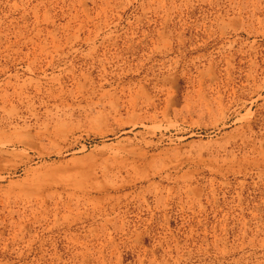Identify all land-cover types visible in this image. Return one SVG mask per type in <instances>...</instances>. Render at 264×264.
I'll list each match as a JSON object with an SVG mask.
<instances>
[{"label": "rangeland", "instance_id": "374dc122", "mask_svg": "<svg viewBox=\"0 0 264 264\" xmlns=\"http://www.w3.org/2000/svg\"><path fill=\"white\" fill-rule=\"evenodd\" d=\"M0 139V264H264V0H0Z\"/></svg>", "mask_w": 264, "mask_h": 264}, {"label": "bare ground", "instance_id": "6f19581e", "mask_svg": "<svg viewBox=\"0 0 264 264\" xmlns=\"http://www.w3.org/2000/svg\"><path fill=\"white\" fill-rule=\"evenodd\" d=\"M14 144V141L13 140H6V141H2L1 139H0V147H1V151H0V153L2 154V153H5V148L6 147H9V146H11V145H13Z\"/></svg>", "mask_w": 264, "mask_h": 264}]
</instances>
